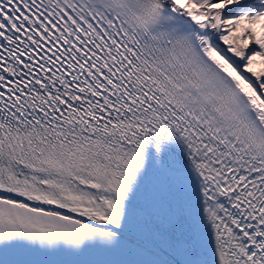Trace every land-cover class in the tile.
Listing matches in <instances>:
<instances>
[{"label": "snow or ice", "instance_id": "obj_1", "mask_svg": "<svg viewBox=\"0 0 264 264\" xmlns=\"http://www.w3.org/2000/svg\"><path fill=\"white\" fill-rule=\"evenodd\" d=\"M0 264H264V0H0Z\"/></svg>", "mask_w": 264, "mask_h": 264}]
</instances>
